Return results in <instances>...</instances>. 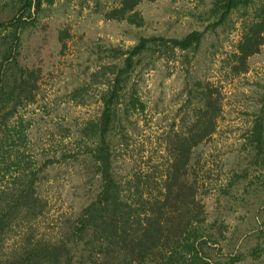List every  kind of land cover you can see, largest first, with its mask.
<instances>
[{"label":"trees","instance_id":"trees-1","mask_svg":"<svg viewBox=\"0 0 264 264\" xmlns=\"http://www.w3.org/2000/svg\"><path fill=\"white\" fill-rule=\"evenodd\" d=\"M54 1L6 0L7 17L0 20V264H241L248 256L252 260L262 257L264 248L259 243L246 250L237 248L225 258L213 252L224 247L214 246L220 241L219 231L205 221V205L197 197L195 165L191 164L194 148L214 132L217 111L221 110L208 83L203 95L195 89L197 93L191 97L201 106L193 114L191 127L176 133L170 143L168 164L156 194L148 188L150 173L144 178L134 173L124 180L117 163L119 146L130 145L124 123L144 109L131 82L138 68L169 57L175 50L183 56L198 52L208 32L225 26L232 14L242 12L248 17L243 19L236 55L246 71L247 59L264 43V0H212L198 15L201 25L185 34L141 33L128 47L96 51V59L104 60L89 74L93 79L105 77L100 114L84 121L77 131L67 127L58 130L61 142L51 141L46 150L29 142L31 121L21 110L35 102L37 72L21 66L18 56L26 30ZM143 1L119 0L104 17L141 27L145 20L136 7ZM185 12L195 15L183 11L179 17ZM67 34L66 30L61 37ZM197 84L201 81H195L194 88ZM73 93L75 98L78 92ZM262 100L248 140L254 164L264 166V96ZM67 134L73 138L65 142ZM55 135L52 130V138ZM63 165H78L77 172L85 176L90 187L84 194L85 203L72 210L58 232L52 233L41 228L49 205L44 185L49 174ZM262 176L260 189L264 192ZM243 192L248 193L246 186ZM241 198L244 202L245 197ZM14 238L2 253L3 244Z\"/></svg>","mask_w":264,"mask_h":264},{"label":"rangeland","instance_id":"rangeland-1","mask_svg":"<svg viewBox=\"0 0 264 264\" xmlns=\"http://www.w3.org/2000/svg\"><path fill=\"white\" fill-rule=\"evenodd\" d=\"M118 2L55 0L51 6L44 2L48 6L44 14L23 35L20 65L37 72L35 102L21 110L23 117L31 121L26 131L32 147L48 150L51 141L61 142L59 131L63 127L77 131L84 121L100 114L99 97L106 88L105 77L95 80L89 74L104 60L96 59V51L109 46L128 47L141 33L185 34L201 25L198 15L208 9L212 0L143 1L136 7L145 20L141 27L105 19L104 13ZM5 3L0 0V20L7 17ZM183 11L195 15L190 17L185 12L180 18ZM241 13L232 14L225 26L208 32L198 52L183 56L175 50L133 74L131 82L144 109L134 112L124 123L130 145L119 146L117 163L124 180L134 173L143 178L150 173L148 188L156 194L168 164L170 143L176 133L191 127L193 114L201 106L191 97L197 92L203 95L208 83L221 110L217 111L214 132L194 148L191 164L195 165L197 197L205 205V221L219 231L220 241L214 246L224 247L213 250L219 258L257 243L264 248V192L260 189L264 166L254 164L248 140L263 104L264 43L258 53L247 59V70L243 71L236 53L243 19L248 16ZM252 16L249 14V20ZM66 30L67 36L61 37ZM198 80L201 84L194 88ZM75 90L78 93L72 98ZM52 130L56 132L54 138ZM65 133L64 130L62 134ZM71 138L67 134L63 141ZM77 171L78 165H63L49 174L44 185L49 205L41 220L42 229L58 232L63 219L87 200L84 194L90 186ZM241 197H245L244 202ZM14 241L15 238L3 244L2 253ZM243 263L264 264V254L255 260L248 256Z\"/></svg>","mask_w":264,"mask_h":264}]
</instances>
